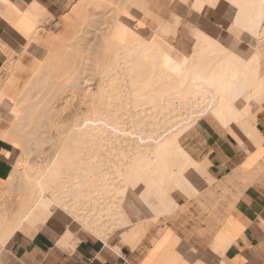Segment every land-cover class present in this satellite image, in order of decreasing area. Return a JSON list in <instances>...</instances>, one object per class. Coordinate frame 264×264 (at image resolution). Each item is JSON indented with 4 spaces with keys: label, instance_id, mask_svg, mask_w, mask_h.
<instances>
[{
    "label": "bare ground",
    "instance_id": "bare-ground-1",
    "mask_svg": "<svg viewBox=\"0 0 264 264\" xmlns=\"http://www.w3.org/2000/svg\"><path fill=\"white\" fill-rule=\"evenodd\" d=\"M62 1L49 9L0 0V18L21 43L0 40V109L16 114L0 138L21 150L0 179V254L17 231L59 220L62 243L75 240L72 221L127 257L122 245L135 251L150 216L183 207L177 196L203 203L218 194L232 198L212 231L217 264L261 254L248 244L227 253L248 240L237 203L264 174V0ZM166 6L171 24L154 16ZM26 53L32 72L23 78ZM201 123L237 141L242 160L224 180L183 144ZM177 245L155 264H212Z\"/></svg>",
    "mask_w": 264,
    "mask_h": 264
},
{
    "label": "crops",
    "instance_id": "crops-1",
    "mask_svg": "<svg viewBox=\"0 0 264 264\" xmlns=\"http://www.w3.org/2000/svg\"><path fill=\"white\" fill-rule=\"evenodd\" d=\"M41 1L50 8L53 7L52 0ZM0 40L9 43L15 49L21 47V43L13 37L8 23L1 18ZM5 59L6 53L0 49V67ZM262 114L259 117L257 126L264 134V113ZM201 125L197 126L196 131L202 139H205L203 146L205 150L208 149V152L204 155H207L212 161L209 168L210 172L216 177L222 178L242 160L237 149V143L232 141L233 137L230 134L220 133L206 124ZM15 149L19 151L16 155L14 153ZM19 153L20 149L0 138L1 179L10 175L13 169V162ZM262 199H264V193L251 186L237 203V211L240 212L241 218L248 223L246 230L248 242L239 239L234 247L229 249L227 254L232 256L237 251H241L247 244L251 247H259L262 250L261 254L254 256L247 264H264V229L259 227L261 217L264 216V200ZM246 200L249 201V204ZM68 223L71 224V221ZM63 229V221L53 220L49 225L43 226L41 229L32 230L29 233L17 231L12 236L5 250L0 254V264H130L127 258L125 259L123 256L113 253L101 241L88 233L80 235L74 231L75 240L70 243H62ZM98 241L99 243H97ZM206 259L212 264L216 262L215 259Z\"/></svg>",
    "mask_w": 264,
    "mask_h": 264
},
{
    "label": "rangeland",
    "instance_id": "rangeland-1",
    "mask_svg": "<svg viewBox=\"0 0 264 264\" xmlns=\"http://www.w3.org/2000/svg\"><path fill=\"white\" fill-rule=\"evenodd\" d=\"M57 2H59V0H52V6L56 5ZM46 6L49 7L48 5ZM68 9L69 7L64 8L66 12H68L67 11ZM207 11L208 10L206 9L204 15L207 13ZM170 15L171 14H170L169 6L164 7L160 12L154 13V16H156L157 18L159 17L162 18L160 19V21L162 20V22H164L166 20L165 22L166 23L169 22V24H171L172 21L174 20L172 15L171 16ZM150 20L152 21L151 17ZM158 20L157 19L154 20V22L157 25H159ZM191 20L192 22L197 21L194 18H192ZM210 22L211 23H209V25L211 26L217 24L216 23L217 21H210ZM209 25L207 24L206 27ZM183 27H184L183 29L184 32L182 33L186 35H190L191 33L190 28L186 25H184ZM156 28L157 27L153 28V32L158 31V28L157 29ZM173 36L174 35L171 34L172 42L177 43V41L173 39ZM19 49L20 48L18 47L17 50ZM22 57L26 65L25 68L26 71L24 73L25 75L23 74L24 75L23 78H24L28 75V72L29 73L32 72L30 67L32 66L33 57L27 53L24 54V56ZM15 118H16V114L10 115V111L7 106L4 105L1 107L0 135L1 133L5 132L7 129L11 127ZM197 133L198 132L196 131L195 128H192L191 130L187 131L184 137L183 144L186 147L193 149V154L195 157L203 158L204 156H207L204 154L208 152V149L207 150L204 149L203 143L205 142V139H202L201 136L198 135ZM232 141L237 143L234 137L232 138ZM18 152L19 151L15 149L14 151L15 155ZM262 152L263 153L260 154L261 156H259L262 160L260 158L259 159L264 164L263 162L264 146L262 148ZM226 175H224L222 178H218L217 180L218 181L224 180ZM260 177L261 178L253 182L254 184L252 186L256 187L257 189H259L261 192L264 193V174H262ZM227 195H228L227 199L223 198L220 194H218L216 195V198H212L209 201L203 200L204 201L203 203H200L199 200H197L196 198H193V200H191L187 196H177L176 199L178 198L177 199L178 202L180 204H183V207L180 208L178 211H176L177 214L175 213L172 216H168V217L163 216L164 218L150 216L149 218L150 220H148L145 224L147 229L146 234L143 236L142 240L137 244L135 251L130 253V249L122 245V251L127 255V257L124 258H127L130 264H155L157 258L162 254L163 251H165L169 247L171 248L172 245H173L172 247L174 248V245H177V243L179 244V242L181 243V241H183L189 243L190 246H193V248H195L198 251L199 253L198 256L200 259L203 260H207L206 258L215 259V257H213L214 250L212 249L213 246L215 245L213 244V240H214L213 236H215L216 233L212 231L217 232L216 227H218L219 225L217 216L221 213L227 212L226 207L228 206V203L230 204L229 201L232 198V196H229V194ZM229 197H231L230 200H228ZM70 225L72 230L80 235H85V233H87L84 230H81L77 226V224L73 223L72 221ZM116 236L112 238L111 243L115 242ZM170 244L171 246H169ZM215 260H216L215 264H217V258Z\"/></svg>",
    "mask_w": 264,
    "mask_h": 264
}]
</instances>
